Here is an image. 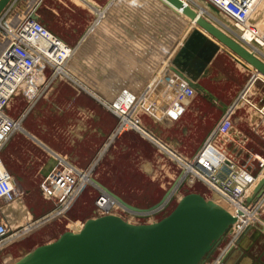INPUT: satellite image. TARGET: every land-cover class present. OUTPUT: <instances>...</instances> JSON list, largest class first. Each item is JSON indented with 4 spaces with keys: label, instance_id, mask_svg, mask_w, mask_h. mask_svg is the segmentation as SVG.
<instances>
[{
    "label": "crops",
    "instance_id": "1",
    "mask_svg": "<svg viewBox=\"0 0 264 264\" xmlns=\"http://www.w3.org/2000/svg\"><path fill=\"white\" fill-rule=\"evenodd\" d=\"M39 2L42 3L37 10L40 18L38 22L75 49L74 56L68 62V69L85 85L97 86L95 92L102 98H96V102L85 93L78 94L61 79L49 83L48 72V77L41 80L42 85L47 86L42 98L28 101L22 93L12 98L6 114L17 121L19 127L0 150V157L17 188L23 193L22 198L15 202H22L25 197L39 192L40 182L46 177L49 165L56 166L63 159L66 162L64 157L71 164L66 163L77 171L86 170L94 164V177L91 176V181L99 189V194L107 188L124 198V194L117 189L120 181L115 176L118 171V155L124 152L130 155L126 163L122 164L128 178L129 172L136 171V155L140 157L137 168H140V172L144 171L145 175H159L164 166L162 161L159 160L155 165L153 159L147 157L143 151H136L131 145L132 135L140 138L143 135L144 142L154 144L165 155L175 159L176 177L170 187L172 189L176 184L173 194L180 184L185 183L183 168L178 159L193 158L223 118L224 110H231L239 101L240 84L233 80L232 69L227 64L220 65L215 60L192 54V50L186 47L189 45L188 38L183 52L174 58V65L204 87L205 93L187 86L180 89V80L169 73L142 97L165 63L172 47L184 35V31L179 30V23L168 22L165 15V11L169 9L181 17L177 10L165 0L162 2L169 8L160 0H15L2 18L11 28H16L30 16ZM211 11L214 17L204 14L202 9L200 13L207 15L208 20L215 21L219 28L221 25L227 28L225 19L213 9ZM185 19L192 33L202 32L199 28L191 27L188 17ZM1 28L7 29L5 25ZM208 42L206 43L209 46ZM211 45L213 46L212 43ZM4 50V43L0 40V56ZM236 70L242 80H245L247 74H252L255 81L264 86V81L254 76V70H247L239 62ZM111 86H116V89ZM125 88L138 95L139 102L134 116H140L142 134L128 127L126 128L130 132H124L126 128L116 132L118 117L102 103L113 101ZM244 96L243 101L236 104L237 112L232 117V131L222 139V148L226 154L242 164L247 161L251 163L255 156L264 157V98L261 102H255L260 104L259 108L248 100L244 101ZM126 108L125 103L123 111ZM178 153L181 155L179 158ZM157 156L155 153V157ZM53 169L54 167L51 172ZM91 177L85 176V180L88 181ZM82 185L84 186V182ZM178 195L179 193L176 194ZM248 210V217L243 221L249 219L245 224L252 226L251 219L259 214L260 209L253 212ZM261 230L264 231V222L260 225L257 221L239 244L236 243L243 251L238 249L230 253L223 264H257V256L247 255L244 251L254 248L255 255L260 253L264 248V239H255ZM237 233L235 232L234 237ZM11 256L10 254L6 258ZM261 257L264 263V251ZM220 258L221 256L218 260ZM4 260V264L12 262L5 258Z\"/></svg>",
    "mask_w": 264,
    "mask_h": 264
},
{
    "label": "built area",
    "instance_id": "2",
    "mask_svg": "<svg viewBox=\"0 0 264 264\" xmlns=\"http://www.w3.org/2000/svg\"><path fill=\"white\" fill-rule=\"evenodd\" d=\"M206 1L231 19L233 27L237 30V33H233L240 42L254 49H264V0ZM3 25L7 29L1 28ZM0 29L10 40L8 47L0 56L1 150L19 127V123L6 114V108L12 98L22 93L28 101L39 99L47 87L42 85L41 79L46 78L48 70H51L49 83L58 75L68 76L65 68L74 54V48L67 45L42 23L29 18L18 27L11 28L1 16ZM138 102V95L129 89H123L111 102H102L110 112L119 117L120 123L116 132L126 127L140 130V121L134 116ZM125 103L127 108L123 111L122 107ZM232 129V116L228 112L193 158L178 159V161L183 168L184 182L188 183L189 187L202 182L220 198L223 204L227 205L223 206L228 208L227 211L237 220L235 226H232L238 232L232 239L236 242L240 232L247 227L238 215L246 219L244 211L246 209L253 211V208L247 206V200L255 185L254 182L260 176L258 171L263 169L264 160L255 156L251 163L250 161L244 164L231 162L220 142ZM83 178L85 172H79L64 160H59L53 171L41 181L40 190L45 198L57 201L55 212L62 213L76 198L84 182ZM184 185L182 183L180 187ZM22 195L0 157V250L13 237L10 235L8 221L2 214V206L21 199ZM108 202L110 198L102 192L96 202L102 216L113 214L114 206L109 207ZM115 202L113 200L114 205ZM118 209L125 212L124 208Z\"/></svg>",
    "mask_w": 264,
    "mask_h": 264
},
{
    "label": "rangeland",
    "instance_id": "3",
    "mask_svg": "<svg viewBox=\"0 0 264 264\" xmlns=\"http://www.w3.org/2000/svg\"><path fill=\"white\" fill-rule=\"evenodd\" d=\"M193 2L194 4H192L191 7L192 10L200 12L202 9L204 14L208 13L211 16H213L211 13L212 12L211 10L213 9L215 12H217L220 15V17L222 16L225 19L224 22L228 25L227 28H225L223 25H221L220 28L222 27L221 29H223L226 32L232 31V33L233 32L237 33V30L233 27L231 19L221 14L220 11H218L213 5L209 4L206 0H193ZM165 15L166 18L168 19V22L171 23L175 22V24L176 22H178L181 28L179 30H183L185 34L186 29L189 28L188 22H186L185 17L183 18L181 16L182 17L181 18L179 15L170 12L169 9L165 11ZM205 17H207V15ZM9 23L12 24V22ZM0 32H1L0 40L4 43V47L6 50V48L10 43L9 42L10 40L2 29H0ZM232 33L230 34L228 33V35H230L231 37H235L234 39H236L237 37L235 36L234 33L233 34ZM203 34L204 33L202 32H198V33L194 32L192 34L193 38L190 37V39L187 42L189 45H186V47H189L190 50H192V54L194 55H198L200 57L204 56L205 58H208L209 60L212 59L213 61L215 60V62L219 63L220 65L227 64V66L230 69H232L231 71L233 74V80L236 83L240 84V88L238 92L239 94L238 96H240L239 101L240 100L243 101V96L250 91L247 94L248 96L247 95L244 96V101L248 100V102L253 104V106L255 105L256 107L261 108L259 106L260 104H255V102L257 101L261 102V99L264 98V86L262 85V83L256 82L254 77H252V74H247L245 80H242V78H240L239 76L240 74L239 71L236 70V64L238 62L243 64L244 66H246L247 70L250 69L253 71L254 69L248 66L243 61L240 62L238 59H236L237 58L236 56L233 57L230 51L227 50L220 43L214 41L210 37H207L206 34L205 35ZM2 35H4V37ZM180 39L178 40V42L180 41ZM206 42L209 43V46L207 45ZM210 42L213 44L214 47L211 45ZM174 47L175 46H173L172 49ZM206 50L208 51V53ZM74 54H75V49H74ZM174 56L175 53L174 55H172V58ZM228 56H230V58H228ZM259 57L264 61V54L260 55ZM198 61L200 63L203 62L202 60H198ZM67 65L65 68V72L68 76L58 75L56 79H61V81L66 82L67 86L73 88L78 94L85 93L89 95V97L91 96L94 100H96V102H98L96 98L100 99L102 98V96L99 93L95 92L97 86L85 85L78 76L73 75L70 72ZM48 73H51V70H48ZM111 87L115 88L116 86H111ZM250 88L251 90H249ZM220 93L222 94V92ZM239 101L236 104H238ZM236 104L234 108H232L231 110L229 108L230 110L229 113H231L232 117L237 112L235 108ZM262 105L264 107V102ZM137 116L138 118H136ZM137 116L135 118L139 121L140 116L138 114ZM128 128L132 129L131 127ZM128 128L124 129V132H130V130H127ZM134 130L138 134L139 133L142 134L141 133L142 131L141 132L140 130L137 131L135 128ZM120 134L118 136H120ZM147 135L149 137H152L151 134L149 133H147ZM141 136L143 137V135ZM141 138L138 135H132L131 140H133V142L131 143V145H133L136 151L137 150L143 151L147 157L152 158L153 159L152 162H154L155 165L158 164L159 160L162 161L164 163V166L162 168V173H160L159 175L156 174L157 176L156 175L154 176L153 173H151L152 176L151 175L148 176L145 175L144 171L140 172V168L139 169L137 168L139 164L138 162L140 161V157L136 155L134 159L135 164L137 166L136 171L134 173L129 172V178H128L127 174L125 173L126 172L125 169L122 168V164L123 162L126 163V160L130 158V155L124 152V154L122 153L118 155V159L116 163L117 166L116 170L118 169V171L115 176L120 181L117 184V189L118 191H120V193L122 192L124 194V198H122L123 200H125L127 203L135 207L150 208L151 206L157 204L163 198L164 194L170 190L172 182L175 180L176 177L175 175L177 170L175 169H177V166L175 163V159H173L170 155H165L162 149L156 147L154 144L149 145L148 143L143 141V138L142 139ZM220 144L221 146H223L222 144H224V142L221 140ZM155 153L158 154L157 157H155ZM177 156H178L177 158H179L181 155L178 153ZM64 158L66 162L69 161L66 157ZM56 166H54V168ZM93 170H94V164L86 170H79V171L86 172V174L90 173L91 175L89 174V176L94 177ZM92 177L90 178L89 181L87 180L84 181L83 188L82 189L80 188L81 192L79 191V193L76 195V198L71 203V205L67 209H65L62 213L55 212L57 201L45 198L41 193V190L39 192L34 193L33 196L25 197V199L22 202H12L10 204H5L2 207L1 211L3 216L8 221L10 235H12L13 237L0 250V263L4 264L5 262L4 258L9 261H12L11 263L20 260L25 256L31 254L37 247L56 241L62 234H64L67 231H79L87 220L102 216L101 211L98 210L96 205L97 199L100 196L99 194L100 191H98L99 189L96 188L93 182L91 181L93 180ZM184 184H185L184 186L181 187L179 186V189L176 190L172 194V196H170V198L168 199L167 203H165L164 206H162L155 213H151L149 216H139L136 213L131 212L123 207L125 209L124 212L123 210L118 209L120 207L116 205L117 203L115 205L113 204L114 208L116 209L112 211L113 214L111 215L119 216L125 221L136 225L155 223L160 221L164 217L168 216L174 210L178 201H180L184 195L194 192L203 195L208 201L212 203H215L220 206L226 205L223 204L220 198L215 193H212L202 182H197L192 187H189L188 183H184ZM185 188L188 189L185 190ZM256 190L254 191L252 196L249 197L247 200V206L253 208V211L260 209L259 215H256V217L253 219L252 222L253 225H256L257 221H259L260 223L264 222V196L257 201L259 191ZM175 193L176 194L179 193V195L176 196ZM216 198H218V200ZM243 219L244 218L242 217L241 220ZM247 221L244 223H247ZM236 230L237 229L231 227L227 231L225 236L222 238L220 244L216 247L215 251L212 253V255L209 258H207L204 261L203 264H215V262H220V264H223L225 258L229 256L230 253L235 252L238 249L243 251L241 248L238 247V245H236V242H233L232 240ZM263 237H264V231L261 230L258 232L256 236L257 239H255V241L263 240L264 239ZM263 251L264 248L260 251V253H258V255H255L256 253L254 252V248H252V250L250 249L244 252L250 256H257L256 263L258 264L259 259L263 255ZM10 254L12 255L11 258H6ZM220 256L222 259L220 258V260H218Z\"/></svg>",
    "mask_w": 264,
    "mask_h": 264
},
{
    "label": "water",
    "instance_id": "4",
    "mask_svg": "<svg viewBox=\"0 0 264 264\" xmlns=\"http://www.w3.org/2000/svg\"><path fill=\"white\" fill-rule=\"evenodd\" d=\"M14 1L0 0V18ZM41 3L36 5L28 17L29 20L40 19L37 10ZM175 3L178 9H182L183 14L194 21L198 19V25L204 31L264 75L262 59L230 38L213 23L198 16V12L188 7L183 0H175ZM163 4L169 8L167 4ZM192 34L188 28L168 54L165 63L160 67L142 97L148 90L154 89L158 82L169 73L180 80V89L187 86L197 92L205 93L204 87L174 65V58L180 54ZM174 53L175 56L172 58ZM228 111L229 109L224 110L223 117ZM50 166L45 176L54 167V165ZM175 186L176 184L150 208L135 207L107 188H104V191L127 210L139 216H149L167 203ZM263 186L264 179L258 184L256 190L259 191L257 201L264 196ZM234 222L235 218L224 206L208 201L199 193H188L178 201L168 216L158 222L136 225L116 215L89 219L79 231H67L56 241L37 247L31 254L13 264H203L215 251ZM249 230H244L236 243H239ZM258 264H264L262 257Z\"/></svg>",
    "mask_w": 264,
    "mask_h": 264
},
{
    "label": "bare ground",
    "instance_id": "5",
    "mask_svg": "<svg viewBox=\"0 0 264 264\" xmlns=\"http://www.w3.org/2000/svg\"><path fill=\"white\" fill-rule=\"evenodd\" d=\"M166 1V3L168 4V5H170L173 9H177V12H179L183 17H188L187 15H185V14H183V12H182V9H178L176 6H177V3H175V0H165ZM183 2L186 4V5H188V7H190L189 5H192L194 2H193V0H183ZM191 8V7H190ZM175 9V10H176ZM197 15L198 16H200L201 18H205V19H207L208 20V18L207 17H205V15L204 14H202V13H200V12H198L197 13ZM189 18V17H188ZM190 20H191V24H192V28L193 29H197V28H199L202 32H204V33H206V34H208L206 31H204L199 25H198V22H197V20L198 19H196L195 21L194 20H192L191 18H189ZM208 21H210V20H208ZM38 22V21H37ZM211 23H213L217 28H219L218 27V25H217V23L214 21V22H212V21H210ZM221 29V28H220ZM224 33H226V35H228V33L226 32V31H224L223 29H221ZM193 32H194V30H193ZM232 32V31H231ZM230 34V33H229ZM209 36H211L212 38H214L212 35H210V34H208ZM230 38H232V39H234L235 37H231L230 35H228ZM218 43H220L216 38H214ZM237 39V38H236ZM236 39H234V40H236ZM237 42H239V43H241L248 51H250L251 53H253V54H255L257 57H259V55L258 54H260V55H262V54H264V49H254L253 47L251 48V47H249L248 45H246V43H243V42H240L238 39L236 40ZM222 46H224L222 43H220ZM227 50H229L230 51V53L232 54V55H234V56H236L239 60H241V61H243L244 63H246L244 60H242L240 57H238L236 54H234L229 48H227L226 46H224ZM258 53V54H257ZM260 58V57H259ZM261 59V58H260ZM247 64V63H246ZM248 66H250L249 64H247ZM251 68H253L252 66H250ZM254 69V76H256V78H258L259 80H263L264 81V75H262V74H260L259 72H257V70L255 69V68H253ZM262 112L264 113V108L262 109ZM230 160H231V162H235V160L234 159H232V158H230V157H228ZM259 158L261 159V160H264V157H261V156H259ZM239 163V162H238ZM241 164V163H240ZM259 174H260V176H259V178H258V180H256V182H254L255 183V185L253 186V190H252V192H251V194L249 195L250 197L252 196V194L254 193V191L257 189V187H258V184L264 179V164H263V169H260L259 171ZM89 175V173L88 174H85V176H88ZM83 180L84 181H86L85 180V178H83ZM90 180V179H89ZM88 180V181H89ZM83 186V185H82ZM81 186V187H82ZM80 187V188H81ZM104 193H106V192H104ZM107 194V193H106ZM108 195V194H107ZM108 197L110 198V202H108L107 204H108V206L110 207V206H114L113 205V200H115L114 198H112L110 195H108ZM217 200H218V198H216ZM116 201V200H115ZM117 203V204H116ZM115 204L117 205V206H119L120 208H123V206L120 204V203H118L117 201L115 202ZM227 206V205H226ZM116 208H114V210H115ZM227 210H228V208H227ZM247 210V209H246ZM246 210L244 211V213H245V215L247 216L248 215V213L246 212ZM257 210H259V209H257ZM249 212L251 211L250 209L248 210ZM155 213V212H154ZM259 215V214H258ZM250 216H251V214H250ZM248 217V216H247ZM252 217V216H251ZM234 218V217H233ZM238 218H240V220H241V218H242V216L241 215H238ZM255 218V217H254ZM254 218H252L251 219V221L254 219ZM249 220V219H248ZM247 220H245V222H246ZM235 222H237V220L235 219ZM235 222L230 226V228L232 227V226H234V224H235ZM253 222V221H252ZM251 222V223H252ZM260 225H263V223H260ZM229 228V229H230ZM251 228H253V226H251V225H248L247 226V228L245 229V230H247V229H251ZM250 231V230H249ZM248 233V232H247ZM246 233V234H247ZM245 235V234H244Z\"/></svg>",
    "mask_w": 264,
    "mask_h": 264
}]
</instances>
